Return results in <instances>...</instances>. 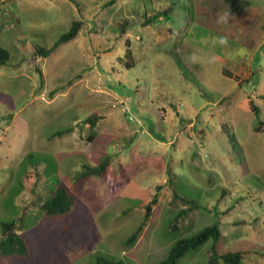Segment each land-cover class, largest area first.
Returning a JSON list of instances; mask_svg holds the SVG:
<instances>
[{"label": "rangeland", "instance_id": "374dc122", "mask_svg": "<svg viewBox=\"0 0 264 264\" xmlns=\"http://www.w3.org/2000/svg\"><path fill=\"white\" fill-rule=\"evenodd\" d=\"M73 19L83 22L79 32L38 57L40 75L33 49L51 46ZM123 19L131 24L120 33ZM263 24L264 0H0V43L10 55L0 64V222L16 220L31 242L29 256L0 264H96L100 256L155 264L178 237L216 218L218 253L241 250L243 264H264V130H255L249 106L251 98L264 120ZM92 113L94 133L83 121ZM105 156L104 176L76 182ZM34 168L47 190L61 183L73 192L67 219L45 217L26 189ZM170 180L200 205L174 234L165 226L181 205L169 202ZM210 243L177 264H202Z\"/></svg>", "mask_w": 264, "mask_h": 264}, {"label": "trees", "instance_id": "16d2710c", "mask_svg": "<svg viewBox=\"0 0 264 264\" xmlns=\"http://www.w3.org/2000/svg\"><path fill=\"white\" fill-rule=\"evenodd\" d=\"M166 11L167 9H162L158 10L157 13L151 16H146L142 24L153 22V20H156L160 14L164 15ZM82 23L83 22L81 19H73L69 28L66 31L62 32L51 46H37L33 49L29 60L40 75H42V71L37 64L38 57L41 58L48 56L52 51H54L57 45L75 37L79 32ZM130 24L131 23L126 19H123V21L121 22V27L119 28L120 33L125 32L127 26H129ZM262 27L264 28V24L262 25ZM125 46L126 47L124 49L123 55L124 57H126V60L124 61V65H126V67H130L134 63V60L132 47L127 38L125 40ZM9 56V51L0 43V64L6 63L9 59ZM223 72L227 76H232V73L228 71L227 73H225V71ZM260 97L264 99V93H260ZM249 106L257 120L255 130H264V120L260 117V106L257 105L251 98L249 100ZM96 118L97 115H95V113H92L91 115L86 116L83 120L84 123H87L89 125L92 133H94L93 128L97 120ZM70 129L71 128L55 131L53 135L61 134L65 131H69ZM224 130L228 131V129L226 128H224ZM227 133L230 141L236 142L235 136L229 131ZM108 162V156H105L102 159L98 160V162L94 165H85L83 169L80 170L79 173H77L76 182H79L80 180L89 176H104L107 173ZM41 172V170L34 168L23 177L26 189L30 194L37 196V198L41 201V208L45 217L67 219L71 210L76 204V197L67 185L61 183H58L52 189L47 190L45 185L46 181L45 179H43V175ZM173 184L174 183L172 182V180H170L169 186L171 189V198L169 202L170 204L179 202L181 206L167 220L165 232L169 234H174L183 229L190 219L191 213L200 208V205L196 199L186 194H182L174 187ZM158 190L159 186L157 185L156 190L153 192L151 198H149L144 204L145 219H148L150 217L154 205L158 202ZM227 192L228 190L223 186L218 196L219 198H217V201L219 202L220 198H222ZM234 202L236 203V201ZM233 204L234 203L221 210L219 208L216 209L215 214L219 215L221 213H227L233 206ZM213 208H215V206ZM16 225V220L0 222V259L5 257H27L30 255L31 242L21 232L17 231ZM140 228L141 226H139V228L131 233V235L126 239L129 243L136 240L137 233ZM220 235V220L216 218V220H214L211 224L203 226L195 233L178 237L169 248L166 256L155 264H177V262L188 251L201 246L207 240H211V243L206 250V260L202 264H243L244 261L242 259L241 250L226 251L223 253H218L216 251V242L219 239ZM96 264H124V261L122 259L115 260L100 256L96 259Z\"/></svg>", "mask_w": 264, "mask_h": 264}]
</instances>
